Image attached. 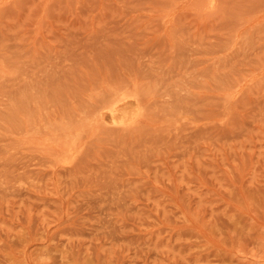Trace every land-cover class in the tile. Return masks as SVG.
<instances>
[{
  "label": "rangeland",
  "instance_id": "obj_1",
  "mask_svg": "<svg viewBox=\"0 0 264 264\" xmlns=\"http://www.w3.org/2000/svg\"><path fill=\"white\" fill-rule=\"evenodd\" d=\"M0 264H264V0H0Z\"/></svg>",
  "mask_w": 264,
  "mask_h": 264
}]
</instances>
